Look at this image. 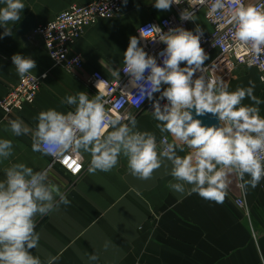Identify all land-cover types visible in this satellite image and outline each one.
Segmentation results:
<instances>
[{
	"label": "clouds",
	"instance_id": "9594fccd",
	"mask_svg": "<svg viewBox=\"0 0 264 264\" xmlns=\"http://www.w3.org/2000/svg\"><path fill=\"white\" fill-rule=\"evenodd\" d=\"M205 2L187 0L191 9ZM0 3L5 5L0 8V26L21 20L20 13L25 9L22 0ZM181 3L182 0H155L154 8L170 10L173 4ZM189 8L181 12V20H192L195 12ZM225 9L236 44L248 48L256 57L264 54V8L245 5L244 0H210L211 14ZM145 32L155 34L166 45L160 53L162 65L140 46ZM10 35L11 29L4 27L0 38ZM202 35L199 26L195 32L183 27L164 32L150 25L141 29L140 38H129L123 53V72L130 77L129 86L136 89L135 94L126 93L135 97L137 106L146 98L153 101L152 115L159 122L156 127L162 134H170L172 142L164 136L158 144L154 133L137 130L134 117L106 110L102 94L89 98L84 91L62 101L75 106L74 111H41L35 130L22 120H12L11 132L16 136L31 132L32 150L61 163L70 157L82 160V153H89V173L109 172L121 155L127 159L130 174L140 180L152 179L155 171L162 166L167 169L170 164L166 174L175 181L168 184L171 190L181 195L198 194L217 204L224 202L231 176L240 181L241 189L256 188L264 179V117L258 107L243 105L242 101L246 97L255 105L262 101L253 94L255 85L251 81L250 87L230 92L221 78L205 75L209 71L204 66L208 54L201 46ZM11 59L21 78L36 68L31 57L14 54ZM182 62L186 66L181 67ZM198 71L203 74L194 79ZM115 75L119 76V70ZM163 85L167 87L162 90ZM154 93H160L159 99L167 103L161 105L154 100ZM206 114L217 117L219 126H205L196 118ZM184 146L190 151L178 155L177 149L183 152ZM12 147L11 140H0V158L10 157ZM73 171H79V165ZM246 174L250 179L245 180ZM60 204L68 205L70 201L49 182L48 170L34 172L23 163L6 169V179L0 181V264H42L30 251L38 247L40 239L34 218L37 214L47 215ZM56 259L51 257L48 264ZM98 259L96 254L89 256L91 261Z\"/></svg>",
	"mask_w": 264,
	"mask_h": 264
},
{
	"label": "crops",
	"instance_id": "0c3cea01",
	"mask_svg": "<svg viewBox=\"0 0 264 264\" xmlns=\"http://www.w3.org/2000/svg\"><path fill=\"white\" fill-rule=\"evenodd\" d=\"M91 1L22 0L25 9L20 17L22 20L33 12L37 24H42L72 4ZM154 3L155 0H127L125 4L123 0L116 17L102 19L85 29L72 48V52L82 55L84 65L72 72L55 65L38 39L29 45L21 41L15 30L21 20L0 26V34L4 27L12 31V35L0 38V99L20 77L11 59L14 54L36 61L32 74L47 73L32 104L7 117L0 110V140H11L13 145L12 155L0 158V181L6 179V169L18 163L34 172L48 170L49 182L57 185L70 201L34 218L40 239L38 247L30 251L42 264H48L51 257H58L53 264H264V179L256 188L249 186L245 190L247 216L234 203L235 176L229 177L231 183L222 204L204 200L198 194L181 195L171 190L168 184L175 181L166 174L170 164L167 169L162 166L155 171L152 179L140 180L130 174L127 159L122 155L109 172L89 173L91 156L83 152L84 169L72 178L57 166L48 168L49 158L32 150L31 132L16 136L10 130V121L17 119L35 130L41 111L55 109L65 114L74 111L75 106L62 103L69 95L80 91L89 98L97 95L90 84L91 73L97 70L106 77H117L116 71L124 65L123 53L129 38L138 37V26L173 13L172 6L170 10H157ZM4 6L0 3V8ZM195 25L210 30L203 12L195 17ZM223 81L230 92L250 87L249 82H253V94L262 103L255 105L246 97L242 104L258 107L264 117V83L260 82L256 69L239 66ZM152 112L147 109L131 112L137 130L154 133L156 139L167 136L172 142L170 134H162L156 127L159 122ZM184 149L183 152L177 149V154L186 155L189 150L187 146ZM247 179L250 177L246 175ZM92 254L99 259L89 260Z\"/></svg>",
	"mask_w": 264,
	"mask_h": 264
},
{
	"label": "built area",
	"instance_id": "2783aa9c",
	"mask_svg": "<svg viewBox=\"0 0 264 264\" xmlns=\"http://www.w3.org/2000/svg\"><path fill=\"white\" fill-rule=\"evenodd\" d=\"M244 3L245 5L264 8V0H244ZM122 6L123 0H93L82 5L72 4L54 18L45 23L37 24L34 30L28 34L29 42L35 39L41 41L49 59L55 65L64 68L68 72L80 70L84 65L83 58L80 53L72 52L73 46L81 38L85 29L95 25L102 19L116 17L121 12ZM172 8L173 13L171 15L140 24L137 28L138 38H140L141 29L150 25L158 26L164 32H167L169 28L176 27H183L185 30L195 32L197 28L196 25L193 27L195 17L203 12L204 19L210 27L209 31L199 27L203 32L201 46L208 54V60L205 61L204 66L209 71L205 75L209 78L219 77L224 80L226 77L233 75L235 68L246 66L256 69L260 82L264 83V54L256 57L248 48L236 44L232 37V26L227 23L228 13L226 9L211 14L210 0H206L203 5H197L193 9L189 8L187 0H182L181 4H173ZM188 8L190 11L193 10L195 15L192 20H181V12ZM154 38L157 39L154 41L152 40ZM140 46L149 55L154 56L158 64L162 65L160 53L166 48V45L160 42L155 34L145 32V38H140ZM184 66L186 65L181 64V67ZM123 67L124 65L120 67L119 76L115 78L106 77L97 70L91 73L90 84L98 94L103 95L105 109L121 116L130 117H132L131 112H140L145 109L154 111L153 101L146 98L140 106H137L135 97L126 93V91H130L135 94L136 89L129 86L130 77L123 72ZM202 74L198 71L193 78L195 79ZM34 76L36 77L35 80L33 79ZM46 78L47 73L40 75L29 73L24 78L19 77L17 83L0 99V110L4 117L13 112H20L25 105L32 104ZM166 87L167 85H163L162 90ZM159 98L160 93H154V100H159L161 105L167 103L166 99L160 100ZM125 122L128 121L125 120ZM163 137L156 139L158 144ZM188 150L190 151V149ZM47 157L49 158V169L57 166L72 178L78 177L84 169L82 160H75L74 157L68 158L65 163H61L51 156ZM78 165L79 171L74 173L73 170ZM239 183L240 181L236 178L237 195L234 203L248 216L249 208L245 189L238 187Z\"/></svg>",
	"mask_w": 264,
	"mask_h": 264
},
{
	"label": "water",
	"instance_id": "95a60500",
	"mask_svg": "<svg viewBox=\"0 0 264 264\" xmlns=\"http://www.w3.org/2000/svg\"><path fill=\"white\" fill-rule=\"evenodd\" d=\"M36 25H37V19L34 13L30 12L15 27V30L20 35L21 41L25 45H29L30 42L28 39V34L34 30ZM193 114L195 115L194 110H193ZM196 118L200 119L205 126H213V125L219 126L218 118L213 116L212 114H206L202 117H196Z\"/></svg>",
	"mask_w": 264,
	"mask_h": 264
}]
</instances>
